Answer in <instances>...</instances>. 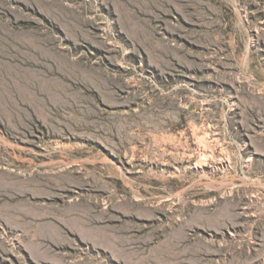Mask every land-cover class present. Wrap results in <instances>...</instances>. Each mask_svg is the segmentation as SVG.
<instances>
[{
  "label": "rangeland",
  "instance_id": "374dc122",
  "mask_svg": "<svg viewBox=\"0 0 264 264\" xmlns=\"http://www.w3.org/2000/svg\"><path fill=\"white\" fill-rule=\"evenodd\" d=\"M0 264H264V0H0Z\"/></svg>",
  "mask_w": 264,
  "mask_h": 264
}]
</instances>
